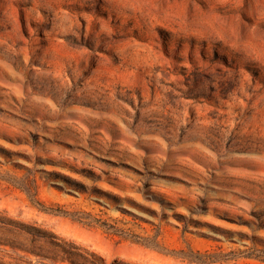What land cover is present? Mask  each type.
<instances>
[{
    "label": "rangeland",
    "instance_id": "rangeland-1",
    "mask_svg": "<svg viewBox=\"0 0 264 264\" xmlns=\"http://www.w3.org/2000/svg\"><path fill=\"white\" fill-rule=\"evenodd\" d=\"M94 257L264 264V0H0V264Z\"/></svg>",
    "mask_w": 264,
    "mask_h": 264
},
{
    "label": "trees",
    "instance_id": "trees-1",
    "mask_svg": "<svg viewBox=\"0 0 264 264\" xmlns=\"http://www.w3.org/2000/svg\"><path fill=\"white\" fill-rule=\"evenodd\" d=\"M93 255H94V254H93ZM94 256H95V255H94ZM94 258H96V260L94 261L95 264H99V263H98L99 261H97V258H98V257H94ZM99 258H100V257H99Z\"/></svg>",
    "mask_w": 264,
    "mask_h": 264
}]
</instances>
